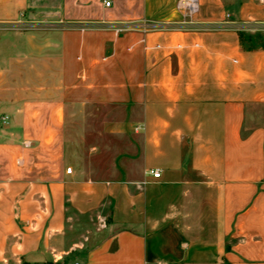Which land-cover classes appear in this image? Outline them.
Listing matches in <instances>:
<instances>
[{
	"label": "crops",
	"instance_id": "crops-1",
	"mask_svg": "<svg viewBox=\"0 0 264 264\" xmlns=\"http://www.w3.org/2000/svg\"><path fill=\"white\" fill-rule=\"evenodd\" d=\"M198 1L0 0V264H264V0ZM94 100L133 104L137 177L69 158Z\"/></svg>",
	"mask_w": 264,
	"mask_h": 264
},
{
	"label": "rangeland",
	"instance_id": "rangeland-1",
	"mask_svg": "<svg viewBox=\"0 0 264 264\" xmlns=\"http://www.w3.org/2000/svg\"><path fill=\"white\" fill-rule=\"evenodd\" d=\"M132 105L94 100L93 104L84 106L83 127L74 120L76 116L73 112V120L67 127V154L69 158L81 163L87 178L120 180L137 177L125 172L139 171L143 166L144 161L142 162L140 157L141 142L137 134L139 126H133L130 133L112 127L114 122L137 114L134 113ZM70 168L75 172L73 166ZM96 226L98 220L89 216L75 218L73 224L68 227V244L72 245L73 249L93 245L97 239L91 240L89 237Z\"/></svg>",
	"mask_w": 264,
	"mask_h": 264
},
{
	"label": "built area",
	"instance_id": "built-area-1",
	"mask_svg": "<svg viewBox=\"0 0 264 264\" xmlns=\"http://www.w3.org/2000/svg\"><path fill=\"white\" fill-rule=\"evenodd\" d=\"M112 0H103V5L106 8H110L112 6ZM177 11L181 14L182 20L186 24H191L192 19L195 14L199 11V1L198 0H178L176 5ZM4 123H7V119H3ZM137 130H139V127H137ZM26 147L30 146V144H25ZM73 170L72 168H67L66 173L72 174ZM150 174L154 178H160L161 177V171L160 170H151Z\"/></svg>",
	"mask_w": 264,
	"mask_h": 264
},
{
	"label": "trees",
	"instance_id": "trees-1",
	"mask_svg": "<svg viewBox=\"0 0 264 264\" xmlns=\"http://www.w3.org/2000/svg\"><path fill=\"white\" fill-rule=\"evenodd\" d=\"M246 41L249 43V45H244L245 48L249 49V50H252L256 47H261V48H264V41H252L251 39H246ZM258 44V45H257ZM49 264H53V263H49ZM57 264H60V263H57Z\"/></svg>",
	"mask_w": 264,
	"mask_h": 264
}]
</instances>
